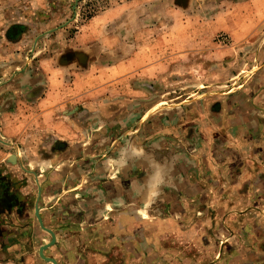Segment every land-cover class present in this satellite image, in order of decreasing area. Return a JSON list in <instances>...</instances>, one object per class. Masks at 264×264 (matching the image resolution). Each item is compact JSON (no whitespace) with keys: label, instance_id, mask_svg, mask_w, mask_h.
<instances>
[{"label":"rangeland","instance_id":"obj_1","mask_svg":"<svg viewBox=\"0 0 264 264\" xmlns=\"http://www.w3.org/2000/svg\"><path fill=\"white\" fill-rule=\"evenodd\" d=\"M14 111L38 117L29 141L55 115L68 113L86 140L104 132L106 145L144 119L163 128L145 141L167 137L178 174L167 166L166 201L144 199L152 220L137 234L148 243L114 241L88 220L99 182L51 164L62 141L0 134V185L11 188L0 264H54L40 255L52 236L37 208L58 239L44 254L58 264H264V0H0V127ZM127 138L124 199L134 175L142 188L152 174L126 157Z\"/></svg>","mask_w":264,"mask_h":264},{"label":"crops","instance_id":"obj_2","mask_svg":"<svg viewBox=\"0 0 264 264\" xmlns=\"http://www.w3.org/2000/svg\"><path fill=\"white\" fill-rule=\"evenodd\" d=\"M261 18L262 17H254V19H256L257 21ZM237 35H243V33L238 31ZM79 96L83 97V95ZM47 99H53L51 93H47L44 101H46ZM60 109V107H58L56 110L52 108L49 113L53 114L56 111H61V113L63 114L65 111ZM19 110L21 111V109ZM17 112L18 111L9 113L2 112L3 119L2 126L0 127V134L3 139L8 142H17V144L22 146L25 145V143H31L37 146L41 145L45 148H48L50 144L52 145V143H54L50 141L44 142L43 137L45 135L51 137L52 140L58 139L62 141L66 148L62 155L59 156L57 154V157L53 158L51 164L57 162L67 164V169L65 171L67 172L66 178L70 177L71 179L76 178L74 169L81 166L84 169L82 175L83 177H88V180L96 183L99 182L98 184H96L97 188L94 189V192L96 193V200L92 203H89L91 206L90 209L93 208L96 212L94 216L89 215L88 220L90 221L92 218H94V220L98 221L97 226L99 227L100 231L104 235L106 233V237L111 234L110 236H112L114 241H119L118 239H120L121 237L123 238V235L125 233H127V237H129L128 242H130L131 244H138L141 238H144L146 242L150 240V238H147V236H145L144 234H137V227L140 226V224H148L152 220V215H148V212L150 210L144 203V199L151 194V198L153 199L152 202H155L157 199L166 201L168 193L163 190V188L165 187L163 185L166 181L165 178L168 176V170H166L167 166L169 164L172 168L175 166L176 174H178V160L175 157L176 155L173 154L175 150L166 145V142L169 144V142L166 141L167 137L160 136L159 140L155 139L145 141V136L154 137V135H156L157 133L161 134L163 133V128H152L150 127V125L143 126V119L139 121V123L142 124H140L138 127L134 126L132 130H127L126 133H121L120 135L113 137V139L110 141V144L106 145L104 141V136L106 134L104 132H100V135L98 137L95 136L93 140H86L87 138L85 136V132L81 130L78 125L73 124V119L70 120V116L67 113V116L55 115V119H52L51 126H44V128L41 127L43 131L36 134V136L34 135L33 141H29L28 134L30 133L31 129H34L33 123L38 117H36L33 123H28L29 121H27V118H25L24 116V119H21V114L17 116ZM171 112H173V109L166 110V115L170 114ZM44 116L45 115L42 111L41 117ZM59 122H61V124ZM57 123L58 126H56ZM197 127L199 128L200 132L203 131V127L201 124H197ZM127 136L128 138L126 140L128 144L126 145V157L129 160H135L137 162H139L140 160H145V162H148L145 167V171L149 172V170H152L150 172L152 174H142L141 182L144 183L142 185V188H140L139 184L140 179L138 178V176L134 175V177H132L131 179L134 178L136 180H134V183L131 186L128 185V191L125 192L126 195H128V198L124 199L125 194L122 188V184H117V181L121 182L123 180L122 175L119 174H122L124 170L122 168L123 163L121 161L122 141H120V139ZM140 136L142 137V139H144L143 141H139ZM58 167L59 166L57 164V168ZM113 171L115 172V174L112 176L111 173H113ZM54 173L55 172H51V175H54ZM16 175L19 176L20 174L17 173ZM107 180L113 182V184L111 185L113 188H110L108 190L105 187L104 183ZM161 181H163L162 184H160ZM10 189V186L5 189L0 185V215H2L5 211H9V209H6L5 206L7 205L6 200L8 199V195H10ZM20 200L21 197H19V201ZM136 234L138 235L137 237L135 236Z\"/></svg>","mask_w":264,"mask_h":264},{"label":"water","instance_id":"obj_3","mask_svg":"<svg viewBox=\"0 0 264 264\" xmlns=\"http://www.w3.org/2000/svg\"><path fill=\"white\" fill-rule=\"evenodd\" d=\"M39 210H40V209L37 208V210H36V215H37V217H38V219H39V222H40L42 228L45 229V230H47L48 232H50L51 235H52V241H51V243L48 244V245H46V246H42V247L40 248V255H41L45 260H47V261H52L54 264H58L57 261H56L54 258H48V257L44 254V250H45L46 248L50 247L51 245H53V244L55 243V241H56V234L54 233V231H53L52 229L46 228V226L44 225L43 219H42V217H41V215H40Z\"/></svg>","mask_w":264,"mask_h":264},{"label":"trees","instance_id":"obj_4","mask_svg":"<svg viewBox=\"0 0 264 264\" xmlns=\"http://www.w3.org/2000/svg\"><path fill=\"white\" fill-rule=\"evenodd\" d=\"M94 10V9H93ZM85 13H87V18H91V16H93L94 14H95V11H92V10H86V12Z\"/></svg>","mask_w":264,"mask_h":264},{"label":"bare ground","instance_id":"obj_5","mask_svg":"<svg viewBox=\"0 0 264 264\" xmlns=\"http://www.w3.org/2000/svg\"><path fill=\"white\" fill-rule=\"evenodd\" d=\"M152 108V107H151ZM155 108H153V110H154Z\"/></svg>","mask_w":264,"mask_h":264}]
</instances>
